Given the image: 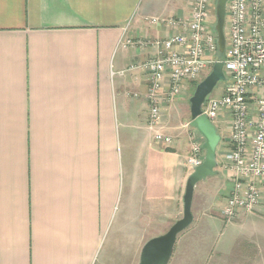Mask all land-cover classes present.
Wrapping results in <instances>:
<instances>
[{"label": "crops", "instance_id": "1", "mask_svg": "<svg viewBox=\"0 0 264 264\" xmlns=\"http://www.w3.org/2000/svg\"><path fill=\"white\" fill-rule=\"evenodd\" d=\"M192 3L0 0V264L139 261L142 245L181 217L192 142L205 152L189 124L191 82L160 100L150 126L147 72L130 66L157 52L140 41L176 30L148 19L185 18ZM212 122L222 137L215 173L196 194L197 210L193 192L192 224L181 241L177 235L171 257L264 264V178L251 211L221 216L233 187L223 160L231 115L223 110ZM156 131L172 141L156 140ZM218 216L225 230L211 239Z\"/></svg>", "mask_w": 264, "mask_h": 264}, {"label": "built area", "instance_id": "2", "mask_svg": "<svg viewBox=\"0 0 264 264\" xmlns=\"http://www.w3.org/2000/svg\"><path fill=\"white\" fill-rule=\"evenodd\" d=\"M210 2L193 0L185 18L150 17V22H165L176 30L162 39L140 41L155 46L157 52L130 67L147 72V121L154 126L159 120L160 100L171 99L185 82L199 80L214 62L222 61L226 75L222 93L209 98L202 111L211 121L223 110L231 115V147L223 160L233 173V187L219 210L222 217L231 219L237 211L249 212L255 207L260 198L257 181L264 178V0H227L222 59L215 57L218 44L209 21ZM154 137L164 143L172 141L170 135L159 131ZM204 155L199 143L193 141L187 164L193 168Z\"/></svg>", "mask_w": 264, "mask_h": 264}, {"label": "water", "instance_id": "3", "mask_svg": "<svg viewBox=\"0 0 264 264\" xmlns=\"http://www.w3.org/2000/svg\"><path fill=\"white\" fill-rule=\"evenodd\" d=\"M227 0H216L214 29L217 37L218 51L223 53L226 45L224 30L225 9ZM222 61L213 63L210 71L196 84L190 102V122L192 127L203 136L202 148L205 155L202 162L195 165L188 175L182 196V216L176 219L169 228L158 235L150 237L141 247L138 264H167L173 249L177 235L183 231L192 221L191 203L194 187L200 180L215 173L217 165L216 146L220 135L214 123L202 111V106L207 95L213 90L219 80H225Z\"/></svg>", "mask_w": 264, "mask_h": 264}, {"label": "rangeland", "instance_id": "4", "mask_svg": "<svg viewBox=\"0 0 264 264\" xmlns=\"http://www.w3.org/2000/svg\"><path fill=\"white\" fill-rule=\"evenodd\" d=\"M215 3H216V0H211V2H210V18H209V21H210V23L211 24H213V27H214V24H215V20H216V17H215ZM225 37L227 38V35L225 34ZM215 57L216 58H219L218 57V55L216 54L215 55ZM210 69H211V67L207 70V72H206V74L210 71ZM132 71V70H131ZM130 71H127L126 72V74H128ZM205 74V75H206ZM205 75H203V76H201L200 78H199V80H197V81H193V82H191L190 84H189V87H190V90L188 91V94H187V97H186V100H187V102H188V104H190V102H189V98H190V96L193 94V91H194V89H195V82H199ZM225 80H219L218 81V83L215 85V87L213 88V90L207 95V97H206V100H205V102L211 97H218L220 94H221V92H222V90H223V87H224V85H225ZM196 83V84H197ZM134 91H132V93H133ZM132 96V95H131ZM134 97V96H133ZM132 100L133 101H137V98L135 97V98H132ZM204 105H205V103L203 104V107H204ZM145 112V111H144ZM134 118V117H133ZM217 131L219 132V130L217 129ZM221 140H222V137H221ZM220 140V141H221ZM121 155H122V157H123V149H122V147H121ZM205 153V152H204ZM207 181L208 180H200V181H198L197 182V184H196V186H195V188H194V194L196 195L198 192H201V190H202V188H203V185H205L206 183H207ZM121 189H122V185L120 184V188H119V195H121ZM122 197V196H121ZM199 196H195V199H194V207H195V210H197L196 208H197V206H199L198 205V203L200 202L199 201V198H198ZM121 200H122V198H121ZM119 201V200H118ZM117 201V203H116V219L118 220V217H119V215H120V209H121V203H122V201H121V203H119ZM220 215V214H219ZM181 216H182V213H181ZM176 220V218H171V221H170V223H169V226L174 222ZM193 221V220H192ZM192 224V223H191ZM168 226V227H169ZM168 227H164L162 230V232H165L167 229H168ZM191 227H194L193 225L191 226ZM159 230V229H158ZM224 227H223V221L220 219V217L218 216V218H216L215 220H214V225L212 226V228H211V232H210V235H211V239H213V238H220V237H222L221 235L224 233ZM185 235V232H182V233H180L179 234V241H181V237L182 236H180V235ZM179 244H177V246H178ZM177 246H176V248H175V251L177 250ZM174 249H172V251H173ZM127 253H128V251H127ZM177 254V252H175V255ZM175 255H174V257H175ZM171 257V256H170ZM117 264H138V259H125V260H117ZM167 264H175V259L173 258V257H171V259H169V262L167 263Z\"/></svg>", "mask_w": 264, "mask_h": 264}, {"label": "trees", "instance_id": "5", "mask_svg": "<svg viewBox=\"0 0 264 264\" xmlns=\"http://www.w3.org/2000/svg\"><path fill=\"white\" fill-rule=\"evenodd\" d=\"M217 55H218V59H222L224 53H220L219 51L217 52ZM197 82H195V85H196Z\"/></svg>", "mask_w": 264, "mask_h": 264}]
</instances>
